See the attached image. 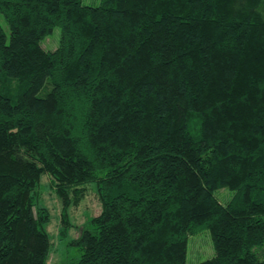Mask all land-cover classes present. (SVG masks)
I'll return each instance as SVG.
<instances>
[{
  "label": "trees",
  "instance_id": "16d2710c",
  "mask_svg": "<svg viewBox=\"0 0 264 264\" xmlns=\"http://www.w3.org/2000/svg\"><path fill=\"white\" fill-rule=\"evenodd\" d=\"M0 14V264H48L42 173L67 203L93 183L101 204L68 264H185L203 229L214 255L196 264H264V0H0Z\"/></svg>",
  "mask_w": 264,
  "mask_h": 264
},
{
  "label": "rangeland",
  "instance_id": "374dc122",
  "mask_svg": "<svg viewBox=\"0 0 264 264\" xmlns=\"http://www.w3.org/2000/svg\"><path fill=\"white\" fill-rule=\"evenodd\" d=\"M81 1L88 5H98L99 3V0ZM0 25L8 34L7 23L1 14ZM59 34L60 28L54 27L53 31L41 40V46L46 49H54L58 45ZM56 187V181H52L47 173H42L33 191L35 202L33 209L35 213H39L41 208H46L47 211L48 221L45 224V229L50 241L48 264H68L70 257L75 253L74 248L69 245L70 240L77 237L89 219L99 213L101 204L93 183L83 187L81 197L77 198L76 202L68 200V203L59 196ZM232 194V191L227 188L215 191L216 197L222 203L228 202ZM71 195L73 198L76 194L71 192ZM213 255L212 240L207 229L189 235L185 264H196Z\"/></svg>",
  "mask_w": 264,
  "mask_h": 264
}]
</instances>
